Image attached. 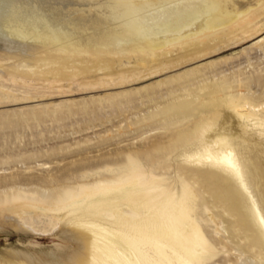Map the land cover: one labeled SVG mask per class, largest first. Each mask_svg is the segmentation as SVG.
Listing matches in <instances>:
<instances>
[{
  "label": "rangeland",
  "instance_id": "obj_1",
  "mask_svg": "<svg viewBox=\"0 0 264 264\" xmlns=\"http://www.w3.org/2000/svg\"><path fill=\"white\" fill-rule=\"evenodd\" d=\"M133 59L98 57L94 78L86 79L80 61L70 59L65 68L70 75L60 79L62 60L57 57L29 59L9 52L6 61L0 58V200L10 206L32 203L44 211L43 202L54 209L73 196L85 202V189H96L100 182L144 180L152 173L179 176L198 195L199 217L208 219L209 207L225 230L213 240L215 225L202 223L216 249L206 264H264L255 216L260 212L264 217V146L242 150L248 190L217 172L204 182L201 171L188 169L180 159L194 117L214 111L216 103L202 101L210 93L241 94L256 105L264 102V32L218 43L193 60L161 57L162 66L133 68ZM202 84L207 88L199 90ZM157 146L167 151L152 157ZM130 188L126 185L123 191ZM40 218L42 230L49 229L48 216ZM44 233L0 226V255L10 248L58 253L55 245L66 239Z\"/></svg>",
  "mask_w": 264,
  "mask_h": 264
},
{
  "label": "bare ground",
  "instance_id": "obj_2",
  "mask_svg": "<svg viewBox=\"0 0 264 264\" xmlns=\"http://www.w3.org/2000/svg\"><path fill=\"white\" fill-rule=\"evenodd\" d=\"M261 32L264 0H0V58L6 61L9 52L29 59L57 57L62 60L60 79L70 75L65 70L70 59L80 61L82 79L94 78L98 57L122 61L134 56L133 68H149L162 66L161 57L193 60L218 43ZM84 58L93 59L84 63ZM184 92L190 94L187 88ZM205 100L216 103L214 111H200L194 117L180 159L188 169L201 171L204 182L221 173L248 190L243 151L264 146V116L258 117L264 102L251 104L241 94L221 91ZM166 151L157 146L151 155ZM126 185L131 188L123 191ZM84 193L85 202L78 203L73 196L57 209L43 202L44 211L32 203L10 206L0 200V226L29 234L51 231L66 239L55 245L58 253L5 249L0 264H206L216 249L202 223L215 225L213 240L225 232L209 207L208 219L199 217L198 195L179 176L169 179L152 173L144 180L100 182ZM119 194L126 197L120 199ZM42 215L49 218L47 230L38 225ZM255 216L264 241V217L260 212ZM261 252L264 255V249Z\"/></svg>",
  "mask_w": 264,
  "mask_h": 264
}]
</instances>
